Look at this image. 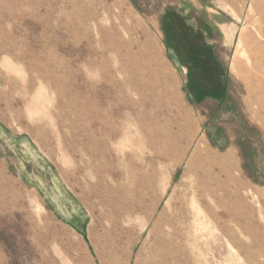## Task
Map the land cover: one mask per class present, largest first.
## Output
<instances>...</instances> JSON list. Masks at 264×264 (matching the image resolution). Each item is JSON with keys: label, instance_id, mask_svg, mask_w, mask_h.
<instances>
[{"label": "rangeland", "instance_id": "374dc122", "mask_svg": "<svg viewBox=\"0 0 264 264\" xmlns=\"http://www.w3.org/2000/svg\"><path fill=\"white\" fill-rule=\"evenodd\" d=\"M263 14L264 0H0V116L34 141L43 169L22 178L21 159L0 152V264H145L165 203L207 153L216 199L174 264H264ZM205 41L229 96L193 111L170 62Z\"/></svg>", "mask_w": 264, "mask_h": 264}, {"label": "bare ground", "instance_id": "6f19581e", "mask_svg": "<svg viewBox=\"0 0 264 264\" xmlns=\"http://www.w3.org/2000/svg\"><path fill=\"white\" fill-rule=\"evenodd\" d=\"M260 19L262 20V16ZM247 43V37L243 35L239 40L240 48H243ZM109 136L112 140H116V145L120 149L125 142V128L121 127L120 129L117 127L110 132ZM209 160L210 156L207 153L198 166L195 165L194 161L188 163L189 168H194L190 188L180 198L176 199L171 196L165 203L162 213L156 220L149 236V238H152L153 243L149 248L145 264H174L188 248L196 245L201 237L200 235L206 229L207 216L204 205L207 199H216L211 184L205 181L206 178H210L215 173V169L208 165ZM223 160L227 163L230 157H213L215 163ZM159 203L160 198L156 199L146 210L144 221L139 230L140 238H135L131 242L130 252L134 250L138 241L142 238ZM192 220L194 221L192 222ZM112 251H109L108 254H112Z\"/></svg>", "mask_w": 264, "mask_h": 264}, {"label": "crops", "instance_id": "0c3cea01", "mask_svg": "<svg viewBox=\"0 0 264 264\" xmlns=\"http://www.w3.org/2000/svg\"><path fill=\"white\" fill-rule=\"evenodd\" d=\"M168 23L169 22L166 21L164 24L166 26L164 32L169 39L168 49L172 50V53L174 51L177 52V56L180 57V53L178 52L180 46H177L176 44L178 42L176 41L175 43L174 40V38H178V33L175 30H171ZM205 27V32L209 33V28L211 26ZM208 42L209 41H205L202 43L197 52H190L185 55L182 54L183 58L181 57L182 59L179 60L181 65L178 64L177 60L170 62L173 68L174 66L181 68L184 71V75H186L184 96L189 104L187 105L193 111H201V108L198 107H203L208 101L218 102V104L221 103V101L224 102L229 96V72L222 63V58L219 55H213L214 46H212V42ZM211 50L212 52L210 53ZM206 51L207 56L204 55ZM173 55L175 56V54ZM2 79L0 74V106L1 103L6 100L5 90L1 87ZM2 148L4 150L7 148L11 154L18 157L19 160L21 159V161L18 162V169L20 172L17 176L26 178L29 175V177L32 178V176L40 174V172L43 173V169L39 168L34 161L35 159H39L38 156H35L41 153L36 144H34V141L27 134L14 133L13 129L5 124L0 116L1 154L5 153Z\"/></svg>", "mask_w": 264, "mask_h": 264}]
</instances>
